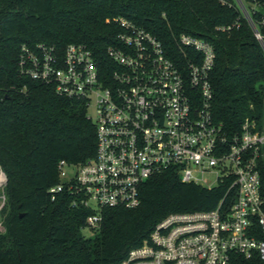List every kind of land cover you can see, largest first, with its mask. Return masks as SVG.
<instances>
[{
  "label": "trees",
  "instance_id": "1",
  "mask_svg": "<svg viewBox=\"0 0 264 264\" xmlns=\"http://www.w3.org/2000/svg\"><path fill=\"white\" fill-rule=\"evenodd\" d=\"M227 1L0 0V167L7 177L0 264H121L150 242L168 216L219 205L227 186L183 183L177 171L167 170L142 186L138 207L103 210L101 228L85 237L95 212L72 208L67 190L55 200L50 191L61 183V161L80 165L96 157L97 131L87 102L58 96L52 85L22 75L18 65L23 46L45 44L63 52L83 44L110 66L107 50L122 33L114 20L124 18L158 39L179 66L187 62L185 54H193L179 44L182 35L210 43L216 52L210 78L215 122L228 134L247 120L262 128L264 47L235 0ZM260 166L264 197V160ZM234 264L264 262L237 257Z\"/></svg>",
  "mask_w": 264,
  "mask_h": 264
},
{
  "label": "built area",
  "instance_id": "2",
  "mask_svg": "<svg viewBox=\"0 0 264 264\" xmlns=\"http://www.w3.org/2000/svg\"><path fill=\"white\" fill-rule=\"evenodd\" d=\"M235 2L264 47V0ZM114 21L122 33L107 50L110 66L83 44L63 52L45 44L22 47V75L94 109L88 118L97 131L96 157L80 165L61 161L53 200L67 190L72 208L95 212L87 228L99 230L103 210L138 207L142 186L175 170L183 183L227 186L224 198L212 211L168 216L150 242L121 264H234L237 257L264 262V126L247 120L228 134L215 122L210 78L216 52L210 43L182 35L179 44L193 54H185L187 62L179 66L144 28L124 18ZM205 173H217L215 186L201 183L198 175Z\"/></svg>",
  "mask_w": 264,
  "mask_h": 264
},
{
  "label": "rangeland",
  "instance_id": "3",
  "mask_svg": "<svg viewBox=\"0 0 264 264\" xmlns=\"http://www.w3.org/2000/svg\"><path fill=\"white\" fill-rule=\"evenodd\" d=\"M88 115L89 117L94 118V109L92 106L88 110ZM1 176H3L4 178L2 182L0 183V210L2 209L6 201L3 195V191H4L5 186L7 185V177L0 167V177ZM198 176L201 180V183H203L204 185H214L215 186L217 184V173H205V174H199ZM92 207L96 208V204L92 203ZM0 231L1 232L5 231L1 220H0ZM83 235L89 238V237H92V232L91 230L86 229L83 231Z\"/></svg>",
  "mask_w": 264,
  "mask_h": 264
},
{
  "label": "bare ground",
  "instance_id": "4",
  "mask_svg": "<svg viewBox=\"0 0 264 264\" xmlns=\"http://www.w3.org/2000/svg\"><path fill=\"white\" fill-rule=\"evenodd\" d=\"M3 178H4L3 176L0 177V183L2 182Z\"/></svg>",
  "mask_w": 264,
  "mask_h": 264
}]
</instances>
